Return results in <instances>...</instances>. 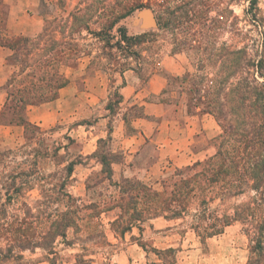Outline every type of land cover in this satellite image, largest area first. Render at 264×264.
<instances>
[{
	"label": "trees",
	"instance_id": "trees-1",
	"mask_svg": "<svg viewBox=\"0 0 264 264\" xmlns=\"http://www.w3.org/2000/svg\"><path fill=\"white\" fill-rule=\"evenodd\" d=\"M239 1H228L226 20L220 11L217 17L208 15L210 6H216L212 0H199L205 9L195 0H185L168 12L170 17L157 21L160 29L183 24L182 32L193 36L176 45L196 52L195 72L186 71L170 80L189 95L187 105L194 107V113L211 114L217 122L220 132L214 137V154L174 172L169 190L158 191L138 179L122 178L121 182L124 189L136 191L134 197L145 200L153 212L158 207L170 210L169 218L180 217L190 200H196L191 227L203 237L239 222L251 244L246 264H264V6L260 0H246L238 15L231 6ZM60 7L61 15L42 13L43 24L36 34L9 36L5 32L8 7L0 0V46L10 50L5 62L14 66L4 83L0 122L31 125L24 116L26 108L57 98L68 83L62 67L76 63L84 54V30L111 48H120L145 35H128L121 20L144 7L154 11L152 0H79L70 10ZM196 24L202 25L201 30L193 28ZM224 27L229 38L217 43L213 37ZM93 156L112 181L115 155L96 150ZM73 164L68 163L69 175ZM76 214L69 206L56 215L48 230L38 234L28 233L21 221L6 222L0 235L4 233L10 242L0 245V264H23V251L34 248L51 254L57 237H65L67 228L75 225ZM130 218L138 220L139 215ZM46 258L54 264L52 257Z\"/></svg>",
	"mask_w": 264,
	"mask_h": 264
},
{
	"label": "rangeland",
	"instance_id": "rangeland-1",
	"mask_svg": "<svg viewBox=\"0 0 264 264\" xmlns=\"http://www.w3.org/2000/svg\"><path fill=\"white\" fill-rule=\"evenodd\" d=\"M78 1L35 0L32 11L41 17L43 12L58 16L63 13L61 4L70 10ZM183 1L152 0L154 11L144 7L122 19L121 24L128 35L145 33L131 45L122 43L120 48H111L84 30V54L76 63L62 67L63 74L67 77L69 71L87 63L81 74L71 72L70 77L74 79L77 92L84 90L86 81L96 79L99 75L108 89L107 100H104L103 105L115 113L121 108L118 105L120 95L116 89V85L121 82L120 76L123 81L127 77L131 78L141 87L151 74L160 73L165 77L166 87L157 99L177 106V120L182 121L180 114L185 109L189 114H197L193 106L187 105L189 95L181 93L170 80L172 76H181L186 71L195 72L196 52L176 45L179 40L186 37L192 39L193 36L182 32L183 24L176 28L160 29L157 22L170 17L168 12L183 5ZM228 1L212 0L216 6H210L208 15L217 17L220 11L224 15L223 20H226ZM260 1L261 6H264V0ZM195 2L198 7L205 9L199 0ZM5 3L8 7V3ZM245 6L246 0H240L231 7L235 14L241 15ZM142 11L150 12L156 20V26L145 25ZM201 27V24L193 26L198 31ZM213 38L221 43L228 40L229 33L224 27ZM169 64L175 65L180 74H170ZM13 67L6 63L8 76ZM103 105L97 106L98 110ZM129 110L132 116L140 113L139 107ZM98 113L94 112L90 119ZM83 121L73 115L65 121L49 125L30 122L31 125L24 126L20 141L0 149V230L6 226V222L21 221L28 233L38 234L48 230L56 215L69 206L77 211L75 225L67 228L65 237H57L52 244L51 254L41 248L25 250L23 264H50L46 256L52 257L54 264H246L251 244L239 222L226 226L221 233L203 237L191 227L197 211L196 200H190L186 212L180 217L169 218L171 211L167 208L158 207L155 213L148 208L145 200L134 197L136 191L124 189L122 178L109 181L101 171L102 165H96L98 159H89V156L84 155V142L81 139L84 126L70 132L72 127ZM219 132L220 128L216 124L215 135L207 142L209 150L200 154L202 160L214 154V137ZM202 144L198 138L194 148ZM107 151L108 143L104 140L99 143L98 152ZM84 158L93 167L85 179L84 167L79 165L84 162ZM115 158L119 159L118 155ZM71 161L74 164L69 175L67 166ZM184 167L171 168L159 179L145 184L158 191L169 190L167 185L174 172ZM117 182L121 187L115 184ZM63 193H69L71 197ZM216 203H211L209 207L213 208ZM135 214L139 215L138 220L130 218ZM9 242L2 233L0 245ZM191 248L195 250L194 254L187 257V251ZM136 253H139V259L134 261L131 254Z\"/></svg>",
	"mask_w": 264,
	"mask_h": 264
},
{
	"label": "crops",
	"instance_id": "crops-1",
	"mask_svg": "<svg viewBox=\"0 0 264 264\" xmlns=\"http://www.w3.org/2000/svg\"><path fill=\"white\" fill-rule=\"evenodd\" d=\"M4 1L9 5L5 24L7 35L32 36L41 29L42 17L32 11L35 0ZM9 53L7 47L0 46V109L6 98L4 83L8 72L5 57ZM86 66L87 63H84L71 72L81 74ZM71 72L67 75L70 80L59 90L58 97L38 105H29L25 110V118L31 123L44 125L65 121L73 115L83 119L70 132L84 126L81 139L84 142V155L89 156V159H96L93 154L98 150L100 141H107L108 150L119 157L111 164L112 178H134L150 183L171 168L201 161V152L209 150L207 142L215 135V119L211 114H189L185 109L180 114L182 121L177 120V106L157 99L166 87L162 74H151L141 87L131 78L127 77L123 81L120 76L121 82L116 85V89L120 95L118 105L121 108L113 113L103 105L104 100H107L108 89L99 75L96 79L86 81L84 90L77 92L74 79L70 77ZM168 72L180 74L173 64L168 65ZM100 105L103 106L98 110L97 106ZM131 107H139L140 113L130 115ZM96 111H99L98 115L91 120L90 117ZM23 134L22 124L0 122V149L17 143ZM198 138L203 144L194 148ZM79 165L84 167L85 179L93 168L92 164L84 158V162ZM96 165H100L98 160ZM194 251L189 249L187 257L192 256ZM131 256L134 261L139 259V253Z\"/></svg>",
	"mask_w": 264,
	"mask_h": 264
},
{
	"label": "water",
	"instance_id": "water-1",
	"mask_svg": "<svg viewBox=\"0 0 264 264\" xmlns=\"http://www.w3.org/2000/svg\"><path fill=\"white\" fill-rule=\"evenodd\" d=\"M141 13L146 26H156V20L153 16H151L150 12L142 11Z\"/></svg>",
	"mask_w": 264,
	"mask_h": 264
}]
</instances>
